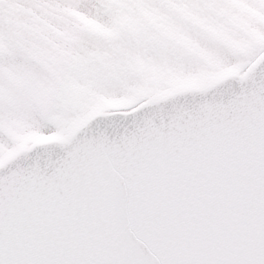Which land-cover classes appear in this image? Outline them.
Returning a JSON list of instances; mask_svg holds the SVG:
<instances>
[{"label": "snow or ice", "instance_id": "obj_1", "mask_svg": "<svg viewBox=\"0 0 264 264\" xmlns=\"http://www.w3.org/2000/svg\"><path fill=\"white\" fill-rule=\"evenodd\" d=\"M0 264H264V0H0Z\"/></svg>", "mask_w": 264, "mask_h": 264}]
</instances>
